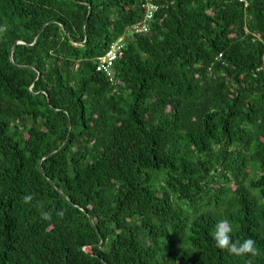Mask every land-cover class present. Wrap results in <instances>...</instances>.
Instances as JSON below:
<instances>
[{
	"label": "trees",
	"instance_id": "1",
	"mask_svg": "<svg viewBox=\"0 0 264 264\" xmlns=\"http://www.w3.org/2000/svg\"><path fill=\"white\" fill-rule=\"evenodd\" d=\"M220 220L264 264V0H0V264H249Z\"/></svg>",
	"mask_w": 264,
	"mask_h": 264
},
{
	"label": "clouds",
	"instance_id": "2",
	"mask_svg": "<svg viewBox=\"0 0 264 264\" xmlns=\"http://www.w3.org/2000/svg\"><path fill=\"white\" fill-rule=\"evenodd\" d=\"M23 199L25 203H28L32 201L33 197L31 195H25ZM231 232L232 228L227 220H220L215 224V229L211 235L216 248L227 250L230 254L235 256H249V264H251L250 258L259 253L256 242L251 238H247L242 242L234 241Z\"/></svg>",
	"mask_w": 264,
	"mask_h": 264
},
{
	"label": "built area",
	"instance_id": "3",
	"mask_svg": "<svg viewBox=\"0 0 264 264\" xmlns=\"http://www.w3.org/2000/svg\"><path fill=\"white\" fill-rule=\"evenodd\" d=\"M148 4L153 8L152 9L153 12L150 9V12L147 17L149 20H152L154 11L157 10L158 7L153 5L151 2H149ZM134 30H136L137 32H141L142 30H144L145 32H149L150 25L147 22L142 25H136L134 27ZM123 47L124 45L122 43V39H120L119 42H115L114 44H112L110 46V49L98 59L99 61L98 70L103 71L108 76H110L115 62L119 59L120 56L123 55Z\"/></svg>",
	"mask_w": 264,
	"mask_h": 264
},
{
	"label": "water",
	"instance_id": "4",
	"mask_svg": "<svg viewBox=\"0 0 264 264\" xmlns=\"http://www.w3.org/2000/svg\"><path fill=\"white\" fill-rule=\"evenodd\" d=\"M20 43H22V42H20Z\"/></svg>",
	"mask_w": 264,
	"mask_h": 264
}]
</instances>
